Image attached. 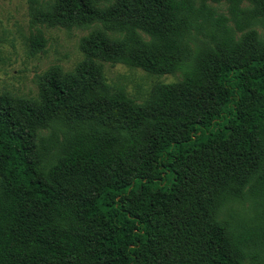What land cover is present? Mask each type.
Wrapping results in <instances>:
<instances>
[{
  "label": "trees",
  "instance_id": "trees-1",
  "mask_svg": "<svg viewBox=\"0 0 264 264\" xmlns=\"http://www.w3.org/2000/svg\"><path fill=\"white\" fill-rule=\"evenodd\" d=\"M29 16L94 29L37 98L0 93V264H264V0H29ZM103 63L181 77L137 102Z\"/></svg>",
  "mask_w": 264,
  "mask_h": 264
},
{
  "label": "rangeland",
  "instance_id": "rangeland-1",
  "mask_svg": "<svg viewBox=\"0 0 264 264\" xmlns=\"http://www.w3.org/2000/svg\"><path fill=\"white\" fill-rule=\"evenodd\" d=\"M212 6L226 15L224 4ZM93 29L94 26L70 30L32 26L29 0H0V93L37 98L39 76L55 65L60 66L63 72H73L83 60L79 50L80 40ZM37 33L45 38L46 46L41 53L30 56L26 41ZM103 69L111 87L121 88L137 102H142L155 84L173 83L181 77L180 72L153 76L139 69L110 63H103Z\"/></svg>",
  "mask_w": 264,
  "mask_h": 264
}]
</instances>
